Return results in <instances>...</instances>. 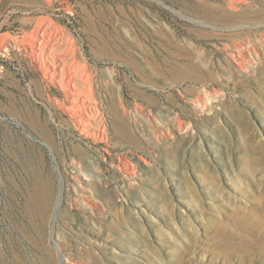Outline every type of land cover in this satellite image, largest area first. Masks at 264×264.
Segmentation results:
<instances>
[{
    "label": "rangeland",
    "instance_id": "obj_1",
    "mask_svg": "<svg viewBox=\"0 0 264 264\" xmlns=\"http://www.w3.org/2000/svg\"><path fill=\"white\" fill-rule=\"evenodd\" d=\"M0 264H264V0H0Z\"/></svg>",
    "mask_w": 264,
    "mask_h": 264
},
{
    "label": "bare ground",
    "instance_id": "obj_2",
    "mask_svg": "<svg viewBox=\"0 0 264 264\" xmlns=\"http://www.w3.org/2000/svg\"><path fill=\"white\" fill-rule=\"evenodd\" d=\"M92 86L90 75L86 68L82 69L80 73L75 75L73 73L67 74L64 86L66 97L61 105L62 108H66L70 111L69 116L74 127L80 132L86 134L89 133L90 129L97 126L102 130H105L106 128L105 120H100V108L99 105H97V97H95L94 88H92Z\"/></svg>",
    "mask_w": 264,
    "mask_h": 264
}]
</instances>
